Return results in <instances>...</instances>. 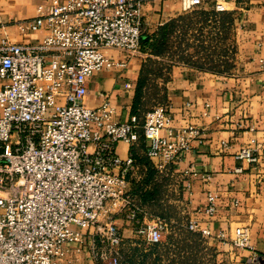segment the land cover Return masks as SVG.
<instances>
[{"label": "built area", "instance_id": "obj_1", "mask_svg": "<svg viewBox=\"0 0 264 264\" xmlns=\"http://www.w3.org/2000/svg\"><path fill=\"white\" fill-rule=\"evenodd\" d=\"M144 2L49 0L35 17L19 22L23 31L43 29L40 41H0V264H73L72 250L86 243V234L95 264H121L120 211L146 242H162L169 223L160 215L141 220L148 211L132 193L141 163L133 154L120 156L117 145L125 140L134 146L143 136L155 169L165 173L201 129L174 126L167 102L128 121L116 120L107 99L96 107L85 103L92 75L116 63L104 48L147 53ZM207 2L227 10L226 0H182L183 10ZM239 156L256 159L249 148ZM216 201L210 192L208 214L217 211ZM188 228L213 236L194 220ZM233 244H250L248 227L237 229Z\"/></svg>", "mask_w": 264, "mask_h": 264}, {"label": "crops", "instance_id": "obj_2", "mask_svg": "<svg viewBox=\"0 0 264 264\" xmlns=\"http://www.w3.org/2000/svg\"><path fill=\"white\" fill-rule=\"evenodd\" d=\"M48 1L0 0V41L4 37L16 43L40 41L43 29L23 31L19 22L35 17L39 6ZM225 5V11L235 17L236 51L231 70L178 62L168 72V80L162 78L160 83L164 85V102L169 104L172 124L194 125L201 129V136L165 173L155 169L146 153L145 140V146L122 140L117 152L123 158L135 154L141 163V178L132 184L136 201L148 211L147 216L140 214L141 220L160 215L171 225L188 230V223L194 220L199 230H212L213 236L189 231L192 237L210 239L216 247L217 264H264V0H226ZM204 6L213 8L211 2ZM143 13L144 34L151 35L184 10L182 0H145ZM104 53L116 63L92 75L85 103L96 107L107 99L115 108L116 120L128 121L135 114V98L148 54L132 55L112 47L104 48ZM245 148L251 149L255 160L239 156ZM144 158L151 161V172ZM210 192L217 194L214 215L205 209ZM119 209L115 204L114 210ZM115 216L125 237L126 254L140 238L137 225L127 219L124 211ZM240 227L250 231L246 247L233 244ZM222 232L224 238L220 237ZM90 242L86 234V243L75 246L70 255L73 264H95ZM156 245H164L163 240Z\"/></svg>", "mask_w": 264, "mask_h": 264}, {"label": "rangeland", "instance_id": "obj_3", "mask_svg": "<svg viewBox=\"0 0 264 264\" xmlns=\"http://www.w3.org/2000/svg\"><path fill=\"white\" fill-rule=\"evenodd\" d=\"M206 10L205 6H200L184 12L186 14L170 35L167 52L162 56L150 55L152 60L147 58L149 68L157 71V67H162L165 75H168L174 64L187 62L231 70L236 51L233 28L229 33L224 27L220 31L215 18L204 13ZM223 19L225 22L229 18L224 16ZM161 81V76L151 74L147 89L149 109L160 103L158 97L164 94ZM175 226L168 224L163 235L164 245H152L138 238L137 244L129 247V253H123L121 264H125L126 260L127 264L129 261L135 264H217L216 247L209 238L203 235L192 237L191 229ZM169 234L173 235L172 239Z\"/></svg>", "mask_w": 264, "mask_h": 264}, {"label": "trees", "instance_id": "obj_4", "mask_svg": "<svg viewBox=\"0 0 264 264\" xmlns=\"http://www.w3.org/2000/svg\"><path fill=\"white\" fill-rule=\"evenodd\" d=\"M206 9L207 10L204 11V13L209 15L212 18H215V20L218 23V26L220 28V31H222V28L224 27L228 31V33H229V31L231 32L232 28H234V25H235V17L232 14V12L217 11L215 8H211V9L206 8ZM184 14H186V13H183V14L179 15L178 17L172 18L171 20L165 22L164 24H162L158 28V30L155 33H153L151 35L143 34V36H142L143 50L148 53L149 59H151L150 55L162 56L167 52L170 35H171V33H173L175 31V29L178 25V22L182 20V17L184 16ZM224 16L229 18L225 22L223 19ZM219 23H221V25ZM149 59H147L145 66H144V69L142 71V76L140 77L138 92L136 94L134 108H133L134 113L138 114L139 116L143 115L142 114L143 110H145V109L147 110V108L149 109V107H148L149 102L147 99V89H148V86L150 83L151 74L156 73V75L161 76L165 81H167L169 78L168 75H165V73L163 71L164 69L162 67L161 68L157 67V71L156 70L153 71L152 68H149V64H148ZM190 64H194V65L202 67V68L204 67V68L224 71L223 69H220V68L218 69L216 67H208L204 64H199V63H190ZM158 99H160L159 100L160 103H161V101L164 102L165 101V94H163L161 96V98L158 97ZM140 142H142V144H144L143 146H145V141H144L143 136L141 137ZM137 160L139 161L138 158H137ZM144 160H145V163L149 165L150 172H151L153 170L151 161L148 158H144Z\"/></svg>", "mask_w": 264, "mask_h": 264}]
</instances>
